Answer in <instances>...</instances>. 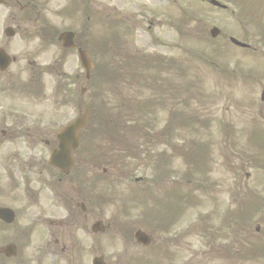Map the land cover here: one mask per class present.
<instances>
[{"label": "rangeland", "instance_id": "rangeland-1", "mask_svg": "<svg viewBox=\"0 0 264 264\" xmlns=\"http://www.w3.org/2000/svg\"><path fill=\"white\" fill-rule=\"evenodd\" d=\"M220 1L232 3V6L222 11L210 5L209 0L110 1L109 4L126 18L127 26L131 28L127 37L124 39V35L121 39L127 44L118 45L121 55L130 53L157 57L164 54L166 61L175 60L179 66L178 76L172 69L162 76L166 79L169 75L171 81L175 79L179 90L174 91V98L165 94L169 111L168 108L165 111L159 107L154 110L139 107L137 102L143 104L152 100L151 96L160 98V94L148 91L143 83L138 85L136 81H131L127 69L124 71L125 78H119L123 68L118 69L119 74L116 73L118 80L104 81L103 76L109 77L111 74H107L105 67L101 68L100 106L95 114L99 112L102 120L107 113H121L123 123L125 120L135 121L139 127L145 125L142 129L154 128L156 131L151 133L158 137H149L150 152L156 157L146 162L148 164L141 160L146 154V141L142 140L141 133L124 131L129 129L127 126L119 132L123 131L121 134L127 139L128 149L120 145V140L116 144L108 142L116 152L102 147L111 157L101 161L102 165L97 169L100 183L95 186L89 183L92 193L88 192V195L96 196L97 193V200L94 202L88 197H78L79 202L90 205L84 218L89 228L79 234L83 236L84 253L93 246L87 235L92 224L102 221L105 231L100 234L94 247L99 248L97 256L108 257L109 264L111 258L115 261L117 255L124 251L127 255L131 250L132 253L136 252L133 255L137 258L141 257L134 264L148 263L149 260L155 261V264L162 263L161 259L152 256L143 259L145 256L141 254L145 250L135 247L133 238L132 243L128 244L131 248L124 250L118 243V236L124 232L123 226L130 236L135 230L142 229L153 238L154 243L146 250L148 254L157 253L161 242L169 240L172 232L174 236L196 233L199 235V238H195L196 243L188 244L192 235L184 241L181 239L180 255L184 257L180 259L181 264L187 263L189 252L194 255L195 264H263L264 102H261L260 95L264 85V0ZM100 2L103 6L106 0ZM151 20L154 24L150 28ZM214 26L222 34L211 39L209 31ZM229 37L247 42L252 49L242 50L231 45ZM101 60V66L105 65L107 58L102 56ZM109 71L112 73V70ZM140 71L145 74L148 68L135 69L134 73L142 74ZM185 88L192 89V94H186ZM89 98L92 99V93L85 102H91ZM174 107L179 108L174 110ZM180 109L191 114L182 113L180 119L189 122L195 117L193 124L196 128L190 130L189 126L181 125L174 145L178 146L179 151L187 150L192 142L204 146L197 150L200 154L204 152L207 161L203 171L194 170L182 157H178L179 152H173L167 146L172 142V136L166 130L168 119H171L169 116L172 111ZM93 114L90 112V118H93ZM159 138L162 144L158 142ZM136 142L137 147L129 152ZM164 150H168L167 169L159 178L161 164L157 154ZM201 165L205 167L204 162ZM103 169H108L107 175H103ZM188 172L192 177H188ZM126 173H133V177L123 176ZM134 178L143 180L136 182ZM73 179L71 177L69 184ZM177 190L180 197L174 194ZM69 196L77 198L76 195ZM106 197L108 199L104 201ZM190 197L192 203L187 207L189 215H185V209L174 213L176 217L174 215L167 220L174 218L177 226L167 231L165 224L169 222L159 221L165 215L158 217L160 213L154 212L160 209L159 200L168 204L179 201L181 205L166 206L172 212L174 208L179 210V206H188ZM141 203L150 208L149 212L152 211L150 214L155 220L148 212L145 216L147 219L142 218L144 212H141ZM74 211L68 210L70 220ZM257 227L260 228L259 232L256 231ZM68 245H74L71 238ZM202 251L206 252L204 259ZM33 260L37 261L35 258ZM132 261L127 256L123 264H133Z\"/></svg>", "mask_w": 264, "mask_h": 264}, {"label": "flooded vegetation", "instance_id": "flooded-vegetation-1", "mask_svg": "<svg viewBox=\"0 0 264 264\" xmlns=\"http://www.w3.org/2000/svg\"><path fill=\"white\" fill-rule=\"evenodd\" d=\"M100 11L98 0H0V264H69L67 206L53 203L65 193L50 187L67 176L48 164L69 100L82 111L81 52L95 80Z\"/></svg>", "mask_w": 264, "mask_h": 264}, {"label": "water", "instance_id": "water-1", "mask_svg": "<svg viewBox=\"0 0 264 264\" xmlns=\"http://www.w3.org/2000/svg\"><path fill=\"white\" fill-rule=\"evenodd\" d=\"M216 33H217L216 30H213V31H212V34H213V35H216ZM232 41H233V43H235L236 45L243 46V45H241L240 43H238V42H236V41H234V40H232ZM262 99L264 100V93H263Z\"/></svg>", "mask_w": 264, "mask_h": 264}]
</instances>
